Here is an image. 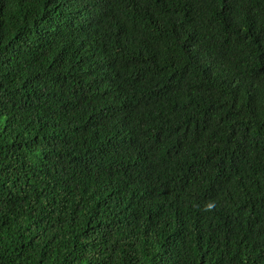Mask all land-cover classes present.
<instances>
[{
    "label": "trees",
    "instance_id": "16d2710c",
    "mask_svg": "<svg viewBox=\"0 0 264 264\" xmlns=\"http://www.w3.org/2000/svg\"><path fill=\"white\" fill-rule=\"evenodd\" d=\"M0 264H264V0H0Z\"/></svg>",
    "mask_w": 264,
    "mask_h": 264
}]
</instances>
